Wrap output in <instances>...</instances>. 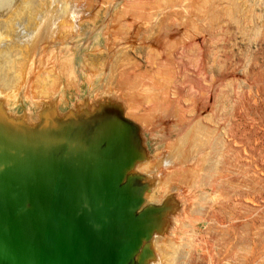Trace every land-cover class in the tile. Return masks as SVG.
<instances>
[{
	"label": "rangeland",
	"instance_id": "rangeland-1",
	"mask_svg": "<svg viewBox=\"0 0 264 264\" xmlns=\"http://www.w3.org/2000/svg\"><path fill=\"white\" fill-rule=\"evenodd\" d=\"M19 1L0 0V22ZM178 1L45 0L18 26L28 74L17 104L0 91V160L54 155L55 123L101 142L114 130L156 215L127 264L151 259L154 235L181 250L174 264H264V0Z\"/></svg>",
	"mask_w": 264,
	"mask_h": 264
},
{
	"label": "water",
	"instance_id": "water-1",
	"mask_svg": "<svg viewBox=\"0 0 264 264\" xmlns=\"http://www.w3.org/2000/svg\"><path fill=\"white\" fill-rule=\"evenodd\" d=\"M55 124L54 155L0 160V264H127L156 224L152 209L139 210L142 194H133L129 185L134 176H124L137 156L128 147L121 154L122 135L114 130L101 142L88 133L71 136ZM64 134L68 140L62 145ZM85 141L98 149L82 147ZM70 144L74 151H68ZM11 169L12 178H4ZM146 215L149 221L142 225Z\"/></svg>",
	"mask_w": 264,
	"mask_h": 264
},
{
	"label": "bare ground",
	"instance_id": "bare-ground-1",
	"mask_svg": "<svg viewBox=\"0 0 264 264\" xmlns=\"http://www.w3.org/2000/svg\"><path fill=\"white\" fill-rule=\"evenodd\" d=\"M19 2H20V5H18V6H20V7H18L19 9L17 8L18 10L16 12L12 13V15L9 14V18H7L8 16L6 17L7 20L5 19V21L0 22V24H1V26H0V91L2 92V90H4V89H6L5 91L11 90L12 91L11 96H13L11 99L14 98L13 100H15L14 103H16V104H17V101H19V99H16V95L18 93L22 92L21 89L26 83L25 76L28 74L26 72L27 71L26 66L28 65V62H29V59H28L29 51L27 49L26 43H28L29 39H31V37L29 38L28 33L19 32L18 26L20 24L26 25V24L30 23V20H35L37 18L38 13L43 10V5L45 3V0H22V2L21 1H19ZM180 2L178 1V3H180ZM237 2H238V0H232V4H234V3L237 4ZM178 3H177V5H178ZM175 6L176 5H174V7ZM11 7H12V9L15 10V8L13 6H11ZM14 10H11V11H14ZM201 10L204 11L203 9H201ZM231 10H233V8H231ZM201 12L199 15L203 16L205 13L203 15H201L202 14ZM177 13H178V11H177ZM199 15H196V16L199 17ZM251 16L252 15H250L248 17V19H251ZM246 24H247L246 26H248V22ZM2 25H3V27H2ZM2 28H4V29H2ZM33 55H34V53H33ZM54 56H52V57H54ZM73 61L75 62V57L73 56V53H72V57L70 59L68 57L66 60H64V64L62 63L63 65H61V66L59 64V66L61 68H64V67L66 68V64L70 63L72 66H74V67L76 66V68H77L79 66V63H81V61H80L79 63H77L75 65V63ZM62 62H63V60H62ZM40 63H42V62H40ZM53 66L55 67V65H53ZM70 70H72V69H70ZM63 71H64V69L62 70V72ZM65 71H66V69H65ZM87 72H88V70H87ZM71 75H72V71H71ZM74 85H77V83L74 82ZM74 85H72V86H74ZM46 86H48L47 82L44 83V86L42 87L41 91H44L45 90L44 88H46ZM57 87H59V86H57ZM78 90H80V89H78ZM29 91H30V89H29ZM63 97H65V96H63ZM11 99H9V100H11ZM72 104H74V103H72ZM195 127H198L197 124H195V126L193 127L194 128L193 134H196L197 130H198ZM205 131L207 132V130H205ZM198 133L202 135V133H204V132H202V133L198 132ZM177 146L179 147V144H177ZM177 146H176V148H177ZM147 168H148L147 164H144L143 166H141V169H145V172H146ZM154 236L152 237L151 241H149L150 242L149 245L147 243V245L149 246L148 249L150 250V248H151L152 257L150 260L148 258L149 261H147L144 264H174V259H175L174 256H175V254H177V252H179L181 250H178L172 243H171L172 244L171 245L169 240H168V242L165 243L159 237H157V236L154 237ZM160 240L162 242H160ZM153 245L155 247V252H153L154 250H152ZM143 247L145 248V245ZM136 258H138V256ZM175 261H176V259H175Z\"/></svg>",
	"mask_w": 264,
	"mask_h": 264
}]
</instances>
